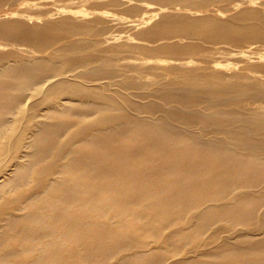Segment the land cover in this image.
Here are the masks:
<instances>
[{
	"label": "bare ground",
	"instance_id": "1",
	"mask_svg": "<svg viewBox=\"0 0 264 264\" xmlns=\"http://www.w3.org/2000/svg\"><path fill=\"white\" fill-rule=\"evenodd\" d=\"M39 1L21 5L56 13L0 15V37L34 47L0 44V264H264V75L188 58L174 77L125 75L129 39H99L96 57L80 42L95 12L74 9L101 0ZM157 1L100 20L152 23L140 36L168 52L173 36L264 40L258 10Z\"/></svg>",
	"mask_w": 264,
	"mask_h": 264
},
{
	"label": "rangeland",
	"instance_id": "2",
	"mask_svg": "<svg viewBox=\"0 0 264 264\" xmlns=\"http://www.w3.org/2000/svg\"><path fill=\"white\" fill-rule=\"evenodd\" d=\"M24 1L36 3L40 2L39 0L4 1L0 5V15H4L8 12H14L15 15L10 16L12 17V19L24 20L26 16H30L42 20L45 18V11L54 10L52 13H56V10L54 9L56 6L48 7L38 5V7L32 8L30 6H22L21 3ZM132 1L133 3L131 4H125V0H101L98 2L91 1L90 3H83V5H80L74 9V11L79 12L80 15H82L81 12H95V14L88 16L90 17L89 20H91V22L87 23L89 29L85 34L79 36L80 42L87 44V53L91 54L93 57L102 55L101 52H98V48L100 45L98 43V40L106 36H113L118 38V40H120L119 42L121 43L127 38L133 44L132 47L126 49L119 57V59L122 58L123 62H128L127 66L120 67L121 73L125 75L138 74L139 76H145L153 80H159V75L162 74H169L174 77L179 74V71L173 69L172 66L175 64L176 61H180L179 59L187 58L197 63L202 62V64H205L204 61L207 60L220 61L223 64V68L227 70L229 74L242 72L255 75H264V58H256L260 57L261 54H264V40L256 42L239 43L227 41L226 43L216 44L215 42H208L199 39L195 36H173V39H165L162 41L168 42L169 45H173V51L168 52L159 49L160 46L157 45V43L155 42H151V39H143V37L140 36V32L143 29L150 27L152 23L149 25L142 24L134 29L125 28L124 26L113 28L111 30L106 29L103 23L104 21L100 20L99 15L103 12L105 14L124 18L126 21H133L134 19L142 20L143 18H146L148 14L156 13V10L143 12L141 7L144 3H150L153 5V7L156 8L160 7L157 0ZM251 1L252 0H218L212 3L209 9H206L207 11L202 13V15H215V13L212 12L210 9L225 11L226 9L233 8L234 5L237 4L243 6L242 9H255L264 14V0H255L254 2ZM58 4L63 5L65 4V2H59ZM188 5L189 4H187V2H183V4H178L177 7L188 9L190 11H195L193 9H190V6ZM131 7H138L139 12L136 13V16L131 15L128 12V9ZM234 10L235 9H233L231 12H234ZM158 20L159 17H156V21ZM120 37H122L123 39L121 40ZM0 44H8L9 46L6 47L7 50L18 52L23 56L31 55L30 52L24 51L25 48L26 50H33L29 47L34 48L30 45H25L20 41L11 40L3 37H0ZM22 48H24V50H21ZM241 51H244L245 55L239 54V52ZM130 61H132L133 63ZM118 62L119 61L114 60V64ZM60 65L66 68L64 62L60 63ZM125 79H127V77L121 75L120 73L116 75V81H123ZM127 92L131 95H134L137 100L142 101L140 96L143 95V90L130 89Z\"/></svg>",
	"mask_w": 264,
	"mask_h": 264
}]
</instances>
